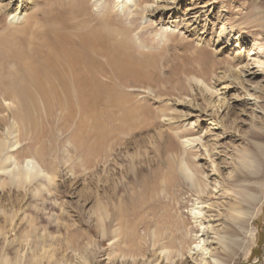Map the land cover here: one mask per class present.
<instances>
[{"label": "rangeland", "instance_id": "obj_1", "mask_svg": "<svg viewBox=\"0 0 264 264\" xmlns=\"http://www.w3.org/2000/svg\"><path fill=\"white\" fill-rule=\"evenodd\" d=\"M101 1L107 3V9L94 7L95 0H28L24 17L33 22V17L42 19L45 14L53 23L54 18L84 4L93 16V26L108 28L113 38L123 39V49L134 64L142 61L138 68L146 80L138 88H126L115 78V90L110 89L113 85L108 87L115 99L94 106V124L103 134L95 135L83 124V130L78 128V118H72L76 113L69 117L71 113L65 110L63 119L62 114H54L43 121L36 111L32 118H38L32 124L35 128L31 126L30 132L24 134L22 129L16 130L10 138L19 143L9 153L5 151V143L10 141L6 136L14 119L0 94V145L4 144L0 160L6 158L4 166L11 170L36 160L45 176L27 184L22 181L23 185L0 169V264H7V258L13 262L19 257L22 260L30 253L28 247L38 245V234H44L42 241L52 235L54 243L46 247H53L57 256L69 254L72 259L68 264H78L79 260L65 250L67 238L79 242L74 249L77 257L81 252L91 254L92 264H138L140 259L127 252L121 255L128 246L114 239L118 222H102V213L114 201L127 204L141 195V200L159 202V212L169 209L176 217L181 215L189 230L181 244L183 261H190L185 248H194L202 234L193 216L195 208L217 211L215 207L230 206L238 199L245 211L249 202L245 197L261 193V201L253 204L248 233L239 232L247 241L243 248L237 247L234 264H264V163L255 175L238 165L242 153H256L252 155L264 161V138L260 136L264 132V72L256 64L264 63V0H139L144 6L160 8L156 14L144 15H136V7L114 10L118 0ZM170 2L172 6L165 9ZM68 15L79 29L89 24L84 16L76 19L77 13ZM169 26L177 29L170 30ZM201 51L212 54L209 62L198 59L204 56ZM246 67L256 75L242 82L236 70ZM176 88L182 89L180 95ZM85 119L92 120L89 116ZM85 132L98 139L80 144L79 138L83 139ZM90 146H94L92 150ZM91 151L95 152V160L92 156L87 161ZM46 176L53 182H48ZM196 183L201 184L202 197ZM248 209L251 211V206ZM220 219L217 224L216 219L205 223L240 230L224 215ZM137 235L143 237L146 232L142 229ZM209 236L216 246L219 240L213 231ZM142 242L145 246L149 243ZM166 248L175 254L174 246L168 244ZM223 257L226 260L225 253ZM159 258L157 264L166 263L161 255Z\"/></svg>", "mask_w": 264, "mask_h": 264}, {"label": "bare ground", "instance_id": "obj_2", "mask_svg": "<svg viewBox=\"0 0 264 264\" xmlns=\"http://www.w3.org/2000/svg\"><path fill=\"white\" fill-rule=\"evenodd\" d=\"M26 1L28 0H0V94L2 93V98L6 104V108L10 110V115L14 119L13 123L8 129V131L10 130L9 135L7 134L6 136L9 137L10 141H6L7 143H5V151L8 153L13 152L11 151V148L18 145V139L12 142L13 137L10 138V136H13L16 130L18 131L19 128L22 129L20 131H22L23 134L24 132H30L31 126L34 127L32 124L36 117H34V119L32 118L35 114H37L38 111L39 113L37 114V117L41 120L43 119V121L49 120V118L54 114L61 115L63 111H69V114L71 113V116L69 117H72V115L76 116L77 114L75 118H72L75 120L78 118V128L83 130L84 128H81L83 124V127L92 128V131L89 129L91 133L95 135L103 134V132L98 131L99 129L96 128L94 124V116L96 113L94 106L103 104L107 100L115 99L116 95L109 93L110 89H114L115 78L120 80V82H122L126 88H138L141 82L146 80L144 78V74L138 68V66L142 64V61L134 64L133 58L123 49L125 48L123 46V39L118 40L119 38H113L112 33L108 28L103 30L93 26V16L90 17V11L88 7L84 6V4H81L77 10L71 8L66 12V15L59 16V19L54 18L53 23L49 18L46 17L45 14H43L44 16L42 15L44 18L38 19L39 17L35 16L37 13L35 15L33 14L35 16L33 17V22H29L26 20L27 17H24L26 11ZM93 6L102 9L105 7L107 9V3H103L101 0H95ZM142 6L144 5H142L139 0H118L114 10H118L119 8L127 10L128 7H136L135 14L144 15L149 12L156 14L155 11L160 9L158 6L156 7L154 5H148L144 7ZM169 6H172L171 2L164 8L167 9ZM71 13H77L76 19L84 16L83 19H85V21L89 24L86 27L83 26L85 27L84 29H79V24L77 25L75 20L74 22L69 21L68 18H71V16L68 14ZM194 14L196 15L198 12H195ZM110 17L111 16L109 15L108 20ZM72 19L74 18L72 17ZM6 20H9V26L6 25ZM40 24L41 27L38 26ZM169 29L176 30L177 28L175 27V29H172V27L169 26ZM159 36L161 37L160 34ZM236 43L238 44V42ZM201 54H204V56L199 57L198 59L205 63L209 62L212 58V54L209 51H206V53L201 51ZM256 64L259 65V68H262L264 72V63L260 64L259 62H256ZM236 71L238 72V79H241L242 82H248L246 79L247 77H253L256 75L255 72H252V70L248 67L239 68ZM206 78H208V76ZM111 85L113 86L109 89L108 87ZM199 89L202 90L201 88ZM181 90L182 89L178 88L175 89V91L179 92L178 95L181 94ZM176 94L173 92L172 95ZM245 106H248V104H245ZM12 107H15V109L13 110ZM34 110L37 112L35 113ZM87 116H89L92 120H86L85 118ZM70 119L71 118H69V120ZM40 122L39 124L42 123ZM72 123L73 122H71V125ZM67 126L69 127V125ZM71 127L69 128V131L72 129ZM43 129L45 128L43 127ZM5 131L6 129L4 132ZM177 134L179 136L181 135L180 132ZM260 136L264 138V132H262ZM6 137L3 136L4 140ZM93 139L96 141L98 137L91 136L90 133H86L83 139L79 138V141L80 144L83 145L84 143L90 144L94 142ZM2 147H4V144L0 145V149ZM90 147L92 150L94 146ZM100 150L101 148H99V152ZM259 150H262V148ZM14 151L17 152V150ZM242 154L243 155L240 157L241 159H239L240 163H238V165L244 169L246 168L250 170L252 175L258 174L259 171L263 169L262 163H264V161L262 162L258 155H252L256 153ZM92 156L95 160V152L91 151V153L88 154L87 161H90ZM97 156L98 154H96V157ZM5 161H7L6 158L0 160V163L3 164L0 169L2 174L5 173L9 175L11 180L16 179L17 177L20 182L24 181V184H27L28 182L31 183L32 180H36L41 178V176H44L42 175L44 173L43 167L36 160H30L27 162L25 167H18V169L16 168L15 170V166L12 168V170L8 169V167H5ZM185 167L187 171L191 172L187 166ZM46 178L48 182H50L51 179L47 176ZM195 182L197 181L195 180ZM200 185L196 183L199 195L203 193L202 190H200ZM148 188L151 189V186ZM145 193L146 192H144V194ZM136 197L137 196L132 198V201L127 204H124L125 202L116 203L114 201L109 204L102 213V222H118L117 224L119 226V230L115 234L114 239L116 243H127L128 246H124V248L122 247V256H125L128 253V256H133L134 258L140 259V263L138 262V264H157L161 259L159 258L160 255L162 256L163 261L165 260V264H234L236 258L238 257L237 247L240 246V248H243L245 244L244 242L247 241V239H244V237H240L239 232L244 231V233H248L247 227L252 218V212L254 211L253 204H258L263 196L261 193L249 194L247 197H245L248 198V206H251V211L248 209V206L244 211L243 203L239 202L238 199H235L234 201L231 200L232 203L230 206L219 205V207H215L217 211H215L214 208H195L193 210V216L195 220L198 221V227L202 234L200 236V241L194 246V248H185L190 255L189 258L191 259L190 261L185 262L183 261L184 248L181 244L188 236L189 230L185 225V222L182 220L181 215L178 214L176 217L173 212L168 211L169 209L159 212L161 207L159 202H148L143 199L144 197L142 198L143 200H141L139 197ZM242 197L243 196L240 195V198ZM222 206V209H224L223 211L220 210ZM206 209L208 210L204 212ZM111 210H113V218H111ZM220 211L222 216L224 215L226 217V221L236 223L239 226L240 230L238 232L227 229L226 227L221 228L219 225L211 226L205 223V221H212V219H216L214 223H219L221 221ZM142 229L146 232V235L143 237L137 235V233H140ZM210 230L213 231L216 239L219 240L216 246H214L215 243L213 238H210L209 236ZM51 236L49 235L46 237V241H42L41 239L44 237V234H38V245L35 246V248L33 246L28 247L27 251L28 253L30 252L29 254L23 255L22 260H20V257L16 258L14 262L8 260L7 258L5 259L6 263L65 264L66 262V264H68L67 261L69 262V260L72 259V257L70 258L69 254L61 253L60 256H57L53 247H46V244L54 243V240L51 238ZM122 239L123 241H121ZM30 240L34 241L33 239ZM142 240H145V242L148 241L149 243L147 245L151 246L152 248L146 247L147 245L145 246ZM66 241L67 242L64 247L65 250L67 252L73 253L76 256L75 258L79 260L78 264H92V259L90 258L91 254L88 256V253L81 252L77 257V251L74 249L79 246V242L76 239L67 238ZM162 241H166L165 244ZM250 242L251 239L249 237L248 243ZM157 244H160L159 248L155 249ZM168 244L176 248L174 250L175 254L166 248ZM90 251L92 250L90 249ZM93 252L94 251H92V253ZM157 253H159V255ZM224 253L226 260H224L223 257ZM119 258L121 259V257ZM130 258L132 259V257ZM119 264H121V262Z\"/></svg>", "mask_w": 264, "mask_h": 264}]
</instances>
